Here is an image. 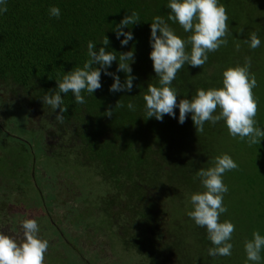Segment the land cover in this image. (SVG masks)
I'll list each match as a JSON object with an SVG mask.
<instances>
[{
  "label": "trees",
  "instance_id": "16d2710c",
  "mask_svg": "<svg viewBox=\"0 0 264 264\" xmlns=\"http://www.w3.org/2000/svg\"><path fill=\"white\" fill-rule=\"evenodd\" d=\"M255 1L259 0H219V3L226 8L228 22H232L238 17L243 4L251 8ZM168 3L169 0H7V12L0 14V146L6 143L7 133L25 142L20 149L24 150L22 155L26 161L41 153L42 160L62 162L63 165L57 164L56 168L59 170L62 167L69 178L73 175V164L90 170L103 183V190H97L98 200L104 211L108 209V218L114 214L113 211L110 215L111 208L116 207L115 214L120 217L121 211H129L124 219L121 218L123 227L117 228L115 236L120 244L125 243L133 249L139 264H170L166 254L175 252L172 247H181L182 244L178 235L168 234L163 229L167 214L161 200L169 201L185 190H189L188 194L198 193L197 189L202 185L196 176L197 171L213 166L214 158L222 155V147L226 146L224 143L235 147L232 158L238 169L223 175V182L229 189L223 201L228 211L221 214L220 221L228 220L235 225V236L232 234L231 241L238 242L239 252L245 241L252 239L253 231H259L264 236V139L260 145L250 147L239 137L230 136L223 120L215 126L206 123L204 132L196 133L191 114H188L184 124L178 122V108L174 110L176 118L165 115L162 122L146 117L143 96L147 86H160L150 59V24L153 17L162 16L182 39L187 40L190 36L178 23L167 20L170 12ZM52 6L61 10L59 19L49 15L48 10ZM133 10L139 13L140 22L124 28V31L133 33L134 39L122 47L113 29ZM230 32L233 38H227V46L209 53L208 61L202 68L185 64L177 73L171 85L177 90V102L192 98L197 89L223 87V71L242 66L246 56L252 58L250 72L255 74L258 82L253 93L255 96L258 93L264 95V60H261L264 59V31ZM252 32H256L261 41L255 50L244 43ZM104 35L110 41L106 51L114 50L118 56L121 52L134 49L135 63L130 65L136 77L133 89L131 92H110L113 79L102 73V88L93 95L82 93L86 103L76 104L71 93L64 96L68 111L64 123L60 124L55 120L59 109L54 112L42 103V97L57 88L56 79L62 78L64 73L83 67L88 59V42L97 44L98 49L102 46ZM186 50L190 52L191 45ZM117 66L118 62L114 61L108 71L116 72ZM116 74L123 82L125 74ZM118 100L125 107L115 108L111 118L105 116L106 109L114 108ZM129 102L135 105V111L127 108ZM261 103L264 109V97ZM21 110L24 111L22 116H14ZM263 112L262 108H258L255 117L257 126L262 129ZM12 123L21 126V134L8 131ZM240 146L245 147L243 158L242 153H238ZM28 171L32 172V187L36 196L41 193V187L47 189L48 186L50 189L51 183L59 177L54 176L50 183L45 177L47 185L40 182L43 177L38 167L34 169V162L10 163L0 167V232L6 235L16 229L15 214L26 216L29 203H23L21 197L27 190H23V186L32 190L31 185L25 182ZM49 192L44 193L42 199L38 198L39 204H42L41 200L53 197ZM8 193L13 194L15 199H8ZM46 203L44 207L49 204V199ZM188 203H191L190 199ZM110 218L116 219L114 215ZM188 218L190 226L187 228L191 235L197 232L195 237L202 253L191 263L218 262L223 257L212 258L207 253L213 245L206 229ZM235 255L232 251L228 256L231 264H238L234 263ZM261 257L264 263V250Z\"/></svg>",
  "mask_w": 264,
  "mask_h": 264
},
{
  "label": "clouds",
  "instance_id": "9594fccd",
  "mask_svg": "<svg viewBox=\"0 0 264 264\" xmlns=\"http://www.w3.org/2000/svg\"><path fill=\"white\" fill-rule=\"evenodd\" d=\"M167 8L170 12L168 21L178 23L185 32L191 33L187 40L175 34L169 23L162 16H154L150 24V59L153 62V70L159 78V87L148 84L147 92L143 96L145 101V113L147 119L155 118L163 121L165 115L176 118L175 109H179L178 122L184 124L191 114V120L196 133H203L206 123L215 126L223 120L229 135L239 137L241 141L251 147L260 145L264 139V129L257 126L255 119L258 111V102L253 89L258 86L254 73L250 72L252 58L246 56L243 65L229 67L223 71V87L219 89H197L192 98H183L177 102V90L171 87L177 73L185 66L202 68L208 61V54L216 52L221 46H227L229 32V17L224 5L219 0H169ZM49 15L60 18L59 7L49 8ZM7 12V0H0V14ZM140 22L139 13L135 10L126 14L113 29L116 38L122 47L127 46L134 39L131 31H124ZM243 33V29H241ZM123 36V39H120ZM244 43L250 49L255 50L261 45L256 32L249 34ZM110 44L109 38L104 35L101 47L97 49L94 42L87 44L88 59L83 67H75L64 73L62 78L56 79L57 88L49 90L42 97V103L50 106L54 112L55 120L60 124L65 121V113L68 106L64 104V96L71 93L76 104H84L86 100L82 93L93 95L102 88L101 74L110 76L113 83L109 91L131 92L133 81L136 77L132 74L130 66L135 63L134 49L121 52L117 56L114 50L106 51ZM191 45L190 52L187 46ZM237 45V50H239ZM118 62L116 72L108 71L113 62ZM123 72V82L116 73ZM61 93L64 95L62 96ZM125 105L118 100L114 108L106 109L104 115L111 118L115 108H123ZM127 108L135 111L132 102ZM217 109L219 112L217 114ZM238 164L228 154L216 156L213 166L200 168L196 176L200 179L203 192L194 193L190 200L193 210L188 216L197 226L207 231L208 239L213 247L207 249L210 257H228L232 254L233 245L230 243L235 225L225 220L220 221V216L228 211L224 206V195L229 191L223 182V175L232 170H237ZM23 240L18 243L13 236L0 232V264H44L45 254L49 248L48 240L38 236L39 226L35 219H25L21 225ZM244 250L247 261L252 264H261V252L264 250V236L259 231H253L252 239L245 241Z\"/></svg>",
  "mask_w": 264,
  "mask_h": 264
},
{
  "label": "rangeland",
  "instance_id": "374dc122",
  "mask_svg": "<svg viewBox=\"0 0 264 264\" xmlns=\"http://www.w3.org/2000/svg\"><path fill=\"white\" fill-rule=\"evenodd\" d=\"M263 8L264 0L255 1L251 8L243 4L238 11V17L232 20V22H228L229 32L241 31V29H243V31H264ZM188 34L191 35V33ZM227 38H233V34L230 32ZM263 97V93H258V96H255L258 102V108H262V112L264 110L261 103ZM23 113L24 111L21 110V112L17 115L14 114V116H22ZM7 129L9 132L12 131L11 133L15 135L22 133V131H20V129H22L21 126L15 123L9 125ZM5 139L7 144L4 143L0 146L1 168L6 167L10 163L20 165L22 162H28L29 164L34 162V169L38 167L40 169L39 173H41L43 177L40 182L46 185L47 182L44 179L45 177L49 179L48 182L50 183V181L54 179V176H59L51 183L50 189H48V186L47 189L43 186L40 188L41 193L36 196V192H34L32 187L34 184L31 178L32 172H27L25 182L31 185L33 191L31 189L29 191L27 186H23V190L27 188L26 193H22L18 190L22 193L21 201L23 203H29L26 216H20L19 213L14 215V225L16 229L13 232L7 230L9 236L15 237L18 243L22 242V222L25 220L24 218H31L35 219L38 223L39 238L48 240L49 242L44 264H139V262H137V254L134 253L133 249L125 243L121 242L120 244V241H118L115 236L117 228L119 226L123 227L121 218L124 219L129 211H121L123 215L121 214L122 217H120L117 213L115 214L114 209L116 207L114 209L111 208L109 210L110 215L111 212L114 211L113 215L116 219L110 218L113 215L108 218V209L107 211L105 210V212L103 209L104 206L100 204L98 200L99 193L97 190H99V192L103 190V183L99 182L98 178L96 179L93 174H91L90 170L87 171L88 169L82 165L73 164V175L72 172L68 173L70 176L72 175V178L66 177L62 167L59 170L56 168L57 164L62 166V162L42 160L41 153L36 154L35 158H29L28 161H26L25 156L22 155L24 150L20 149L25 146L23 144L25 142L7 133ZM224 144H226V146L222 147V154H228L232 157L235 152V147L229 146L227 143ZM239 149L240 151H238V153H242L243 158L246 153L245 147L240 146ZM26 166H24V168H26ZM33 174L37 177L36 173ZM11 184L14 185L13 183ZM204 190L202 186L200 189H197L198 192H203ZM48 191H50L49 193H51L53 197H47V199H49V204L44 207V205L47 204V199L41 200L40 202L42 204H39L38 201L42 199L44 193ZM188 191L189 190H185L182 191L183 193H180L181 195H175L173 199L169 200L171 202L165 199L161 200L162 206L167 214V221L164 222L163 229L166 230L168 234L178 235L179 238H181L182 244L181 247H172V250H175V252L166 254V257L170 259V264L194 263L195 258L202 254L199 241L196 240L195 237L197 232L191 235L190 229L187 228L190 226V223L186 212L193 210L192 204L188 203V199H190L188 197L193 193H189L190 196H188ZM7 198L10 200L15 199L13 194H9ZM50 202L52 204L51 208ZM175 208L177 213H175ZM117 209L120 211L119 208ZM170 210L171 213L169 212ZM15 211H20V209H15ZM220 220H222L221 216ZM85 230H87V233H84ZM128 232L130 233L131 231L129 230ZM233 236H235V234ZM230 243L233 245L232 251L236 253V255L233 256L234 263L252 264V262L247 261L244 250L245 243L242 245L240 252L238 242L230 241ZM214 264H231V262L228 257H223ZM261 264L264 263L261 262Z\"/></svg>",
  "mask_w": 264,
  "mask_h": 264
}]
</instances>
